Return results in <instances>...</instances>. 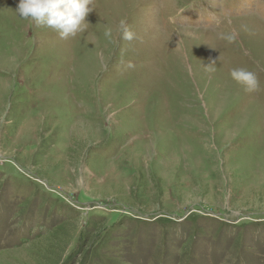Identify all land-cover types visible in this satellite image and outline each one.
<instances>
[{
    "label": "rangeland",
    "instance_id": "rangeland-1",
    "mask_svg": "<svg viewBox=\"0 0 264 264\" xmlns=\"http://www.w3.org/2000/svg\"><path fill=\"white\" fill-rule=\"evenodd\" d=\"M18 2L0 0V264H264V0H92L67 39Z\"/></svg>",
    "mask_w": 264,
    "mask_h": 264
},
{
    "label": "clouds",
    "instance_id": "clouds-1",
    "mask_svg": "<svg viewBox=\"0 0 264 264\" xmlns=\"http://www.w3.org/2000/svg\"><path fill=\"white\" fill-rule=\"evenodd\" d=\"M91 3L92 0H19L15 12L20 19L31 21L38 27L51 28L58 32L60 38L67 39L84 30L87 24L86 17L93 10ZM225 21L228 24L231 23L230 18H225ZM217 23L220 22L217 21ZM119 32L122 39L126 41L131 42L135 39V33L127 27L123 20L120 21ZM104 35L111 37L112 29L106 28ZM218 36L229 44L237 40L235 30L227 33L219 32ZM215 64L216 62L212 61L205 67L214 71V67L211 66ZM229 75L246 91L259 90V80L253 71L244 67H235L230 69Z\"/></svg>",
    "mask_w": 264,
    "mask_h": 264
},
{
    "label": "bare ground",
    "instance_id": "bare-ground-1",
    "mask_svg": "<svg viewBox=\"0 0 264 264\" xmlns=\"http://www.w3.org/2000/svg\"><path fill=\"white\" fill-rule=\"evenodd\" d=\"M253 20H255V21H258V20H256V19H254V18H252ZM260 26H262L263 27V29L262 30H264V24H259ZM261 27V28H262ZM172 28V27H171Z\"/></svg>",
    "mask_w": 264,
    "mask_h": 264
}]
</instances>
